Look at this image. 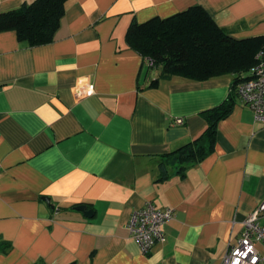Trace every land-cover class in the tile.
<instances>
[{
    "label": "crops",
    "instance_id": "0c3cea01",
    "mask_svg": "<svg viewBox=\"0 0 264 264\" xmlns=\"http://www.w3.org/2000/svg\"><path fill=\"white\" fill-rule=\"evenodd\" d=\"M31 1L0 0V12ZM193 5L236 39L264 35V0H66L48 43L0 29V264H223L264 198V123L238 98L237 74L159 77L125 41L132 21ZM231 95L213 151L176 173L165 155ZM146 202L174 216L144 254L128 222Z\"/></svg>",
    "mask_w": 264,
    "mask_h": 264
},
{
    "label": "trees",
    "instance_id": "16d2710c",
    "mask_svg": "<svg viewBox=\"0 0 264 264\" xmlns=\"http://www.w3.org/2000/svg\"><path fill=\"white\" fill-rule=\"evenodd\" d=\"M66 0H33L19 8L0 12V29H14L21 41L35 46L52 41L65 10ZM125 41L146 60L148 67H158L159 77L179 75L205 80L224 74L240 75L256 61L264 44V35L236 39L217 25L206 10L193 5L167 17H152L144 22L132 21ZM157 79L150 85L157 83ZM233 96L203 112L207 127L193 140L166 154V161L175 158L176 173L203 160L213 151L218 122L226 117L233 105ZM77 205L70 208L74 209ZM3 247L9 242L3 241ZM74 264V262L68 263Z\"/></svg>",
    "mask_w": 264,
    "mask_h": 264
},
{
    "label": "built area",
    "instance_id": "2783aa9c",
    "mask_svg": "<svg viewBox=\"0 0 264 264\" xmlns=\"http://www.w3.org/2000/svg\"><path fill=\"white\" fill-rule=\"evenodd\" d=\"M255 63L240 75L234 89L240 101L249 106L257 121L264 123V44L257 52ZM81 95H91L88 86ZM175 124H183V117H176ZM174 216L170 207H158L152 202L132 211L128 229L142 253H148L157 243L166 240L164 226ZM223 264H264V198L242 222L240 236L226 250Z\"/></svg>",
    "mask_w": 264,
    "mask_h": 264
},
{
    "label": "water",
    "instance_id": "95a60500",
    "mask_svg": "<svg viewBox=\"0 0 264 264\" xmlns=\"http://www.w3.org/2000/svg\"><path fill=\"white\" fill-rule=\"evenodd\" d=\"M45 200L49 202L48 197H46ZM75 209L81 211L85 216L91 217L93 215V210L90 208H87L86 204H79L75 207Z\"/></svg>",
    "mask_w": 264,
    "mask_h": 264
},
{
    "label": "rangeland",
    "instance_id": "374dc122",
    "mask_svg": "<svg viewBox=\"0 0 264 264\" xmlns=\"http://www.w3.org/2000/svg\"><path fill=\"white\" fill-rule=\"evenodd\" d=\"M156 67H154V69H155Z\"/></svg>",
    "mask_w": 264,
    "mask_h": 264
}]
</instances>
